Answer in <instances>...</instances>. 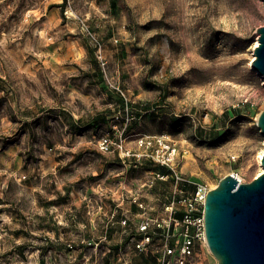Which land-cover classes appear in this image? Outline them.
<instances>
[{
	"label": "rangeland",
	"instance_id": "obj_1",
	"mask_svg": "<svg viewBox=\"0 0 264 264\" xmlns=\"http://www.w3.org/2000/svg\"><path fill=\"white\" fill-rule=\"evenodd\" d=\"M62 1L0 0V264H88L79 239L103 237L102 262L155 264L133 243L155 204L264 169V78L251 65L264 0L50 6ZM105 134L121 147L101 151ZM155 135L176 146L175 173L140 144ZM109 203L108 228L83 233ZM199 253L197 264H217Z\"/></svg>",
	"mask_w": 264,
	"mask_h": 264
},
{
	"label": "water",
	"instance_id": "obj_2",
	"mask_svg": "<svg viewBox=\"0 0 264 264\" xmlns=\"http://www.w3.org/2000/svg\"><path fill=\"white\" fill-rule=\"evenodd\" d=\"M256 31L251 65L264 78V23ZM256 123L264 134V109ZM260 163L264 168V151ZM203 220L217 264H264V169L248 182L234 173L220 178L206 193Z\"/></svg>",
	"mask_w": 264,
	"mask_h": 264
},
{
	"label": "built area",
	"instance_id": "obj_3",
	"mask_svg": "<svg viewBox=\"0 0 264 264\" xmlns=\"http://www.w3.org/2000/svg\"><path fill=\"white\" fill-rule=\"evenodd\" d=\"M82 28L87 27L82 22ZM128 121V118H126ZM120 140V139H119ZM119 140H113L108 134L102 135L98 139V148L101 151L109 152L119 146ZM140 144L153 146L157 145L153 156L155 160L167 167L175 173L173 167L176 163V146L172 144L166 137L155 135L140 139ZM128 153V151H127ZM131 155H135L131 154ZM177 178H179L177 176ZM208 188L198 184L192 193L180 199H172L165 205V215L145 217L139 223L141 236L133 241L134 247L138 250H146L155 254V264H197L199 263V250L202 246H207L204 220H203V204ZM179 212V216L177 215ZM122 225L126 224V219L122 217L118 220ZM127 225V224H126ZM43 239H46L45 237ZM104 239L87 240L79 239L80 244H88L92 246L93 251L86 257L88 264H106L102 262L98 254V245ZM69 251H74V244L68 242L66 244ZM119 258L123 259L121 251L118 252ZM70 257L74 258L73 254ZM46 264H61L58 262L57 255L44 258ZM28 264H38V260H29ZM123 264H129L126 258Z\"/></svg>",
	"mask_w": 264,
	"mask_h": 264
},
{
	"label": "crops",
	"instance_id": "obj_4",
	"mask_svg": "<svg viewBox=\"0 0 264 264\" xmlns=\"http://www.w3.org/2000/svg\"><path fill=\"white\" fill-rule=\"evenodd\" d=\"M105 180H103L104 182ZM105 183V182H104ZM68 187V186H66ZM91 191H97L99 189V184L97 182V185L95 186L93 184L92 188H90ZM75 193H76V198L75 196L71 199V201L74 204V208L76 210V212L80 213L82 211V201L80 199V196H79V192L75 190ZM154 199H156L158 201V197L157 195L154 196ZM164 204L165 202L162 204V205H159V204H155L153 210L151 211L150 215L152 217L154 216H161V215H165L166 214V211L164 210ZM107 205V206H106ZM105 208H104V212H102V214H100L99 216H90V218H88L86 221H81L82 222V232L85 233V232H88L92 235H94L95 233H99L101 231H105L107 228H105V230H103V228L105 227V216L107 215V213L110 211V207H111V203L109 204H104ZM120 214H123L122 212ZM177 215H179V212H177ZM121 216V215H120ZM143 217H147V216H143ZM115 218V217H114ZM119 218V217H118ZM121 218V217H120ZM109 219V218H108ZM115 221H118V219L115 218ZM102 222V223H101ZM79 225V223H77ZM114 225H118V224H113V227ZM98 226V227H97ZM111 229V228H110ZM73 254L76 255V253H74V251H72ZM120 259V258H119Z\"/></svg>",
	"mask_w": 264,
	"mask_h": 264
},
{
	"label": "trees",
	"instance_id": "obj_5",
	"mask_svg": "<svg viewBox=\"0 0 264 264\" xmlns=\"http://www.w3.org/2000/svg\"><path fill=\"white\" fill-rule=\"evenodd\" d=\"M65 4V0H63L61 3H53V4H50V6H58V7H63ZM179 216V215H178Z\"/></svg>",
	"mask_w": 264,
	"mask_h": 264
},
{
	"label": "bare ground",
	"instance_id": "obj_6",
	"mask_svg": "<svg viewBox=\"0 0 264 264\" xmlns=\"http://www.w3.org/2000/svg\"><path fill=\"white\" fill-rule=\"evenodd\" d=\"M256 43H257V41H256ZM255 43V44H256ZM254 56V55H253ZM260 156H261V153L259 154V161H260ZM237 176V178L241 181V178L238 176V175H236ZM209 249V248H208ZM210 251V250H209Z\"/></svg>",
	"mask_w": 264,
	"mask_h": 264
}]
</instances>
